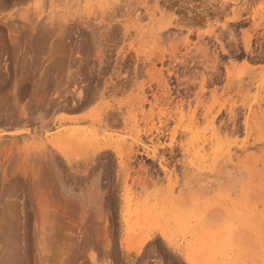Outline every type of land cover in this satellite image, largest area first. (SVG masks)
Masks as SVG:
<instances>
[{"label": "rangeland", "instance_id": "374dc122", "mask_svg": "<svg viewBox=\"0 0 264 264\" xmlns=\"http://www.w3.org/2000/svg\"><path fill=\"white\" fill-rule=\"evenodd\" d=\"M262 148L264 0H0V264H264Z\"/></svg>", "mask_w": 264, "mask_h": 264}, {"label": "bare ground", "instance_id": "6f19581e", "mask_svg": "<svg viewBox=\"0 0 264 264\" xmlns=\"http://www.w3.org/2000/svg\"><path fill=\"white\" fill-rule=\"evenodd\" d=\"M231 82H232V81H231ZM195 108H196V107H195ZM181 109H182V108H181ZM182 114H183V113H182ZM236 114H237V113H236ZM236 116H237V115H236ZM262 121H263V120H262ZM233 124H234V123H233ZM234 125H235V124H234ZM247 126H248V125H247ZM260 126H262V124H261ZM257 127L259 128V126H257ZM247 128H249V126H248ZM233 130H234V129H233ZM229 135H230V134H229ZM209 143H210V142H209ZM204 149H205V148H204ZM262 149H264V148H262ZM259 150H260V149H259ZM260 151H261V150H260ZM262 152H263V150H262ZM263 155H264V154H263ZM263 155L261 154V155L258 157V159H257V160H259V162L261 161V163H262V162L264 163V156H263ZM255 156H256V155H255ZM255 156H251L250 158H256ZM231 160H232V159H231ZM255 160H256V159H255ZM256 162H257V161H255V163H256ZM258 164H259V163H258ZM258 164H257V165H258ZM251 165H252V163H251ZM257 165H256V166H257ZM262 165H263V164H261V166H262ZM256 166H255V167H256ZM261 166H260V167H261ZM251 167H252V166H251ZM257 168H258V167H257ZM263 168H264V166H263ZM257 171H258V170H256V172H257ZM263 171H264V170H263ZM258 172H260V171H258ZM258 172H257V173H258ZM251 173H252V172H251ZM260 173H261V172H260ZM262 174H263V173H262ZM257 176H258V175H257ZM260 177H261V176H260ZM261 178H263V177H261ZM261 178H260V179H261ZM258 179H259V178H258ZM263 179H264V178H263ZM261 180H262V179H261ZM261 182H262V181H261ZM261 182H260V183H261ZM263 182H264V180H263ZM257 183H258V182H257ZM260 183H259V184H260ZM261 184H262V183H261ZM257 185H258V184H257ZM261 186H263V185H261ZM258 188H259V189L261 188L260 185H259ZM255 210H256V209H255Z\"/></svg>", "mask_w": 264, "mask_h": 264}]
</instances>
